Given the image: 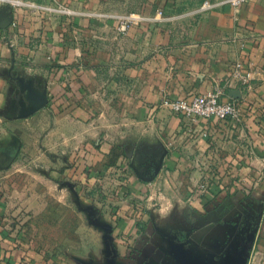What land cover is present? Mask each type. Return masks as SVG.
<instances>
[{
    "label": "crops",
    "instance_id": "1",
    "mask_svg": "<svg viewBox=\"0 0 264 264\" xmlns=\"http://www.w3.org/2000/svg\"><path fill=\"white\" fill-rule=\"evenodd\" d=\"M32 1L40 7L0 4V100L15 89L22 115L53 102L58 116L89 134L76 143L88 150L94 126L106 132L98 149L125 145L127 130L114 141L103 127V119L123 118L135 133L134 195L155 187L147 198L152 205L142 201L138 217L110 218L98 263L264 264V0L246 2L239 19L231 4L201 10L204 0ZM129 1L130 11L155 20L118 35L117 16ZM80 42L82 53L101 61H67L66 54L81 53ZM240 59L255 72L251 86L232 78ZM20 77L49 104L33 101ZM215 88L222 100L238 102V120L189 125L162 105L166 96ZM1 238L0 264L47 263Z\"/></svg>",
    "mask_w": 264,
    "mask_h": 264
},
{
    "label": "rangeland",
    "instance_id": "2",
    "mask_svg": "<svg viewBox=\"0 0 264 264\" xmlns=\"http://www.w3.org/2000/svg\"><path fill=\"white\" fill-rule=\"evenodd\" d=\"M132 4L127 3L124 13L135 7ZM78 47L81 53L77 57L66 54L67 61H101L82 53L84 42ZM112 54L109 60L115 61ZM114 72L99 73V80L115 76ZM105 88L118 90L117 86ZM4 93L0 100L1 239H14L23 249L40 254L45 264H101L97 258H102L107 248L104 231L110 218L115 212L138 217L143 213L141 202L148 204L151 188H155L148 186L143 197L137 198L130 186L135 175L132 159L137 152L133 148L134 127L123 118L103 119L109 139L116 141L117 134L127 130L128 141L98 149L99 137L106 132L94 126L91 138L97 149L88 150L76 143L88 139L89 134L58 116L53 102L47 103L49 108L46 104L45 109L22 115L16 90ZM62 104L68 107V102Z\"/></svg>",
    "mask_w": 264,
    "mask_h": 264
},
{
    "label": "built area",
    "instance_id": "3",
    "mask_svg": "<svg viewBox=\"0 0 264 264\" xmlns=\"http://www.w3.org/2000/svg\"><path fill=\"white\" fill-rule=\"evenodd\" d=\"M248 1L249 0H204L201 10L207 11L224 4H231L235 10V18L239 19L241 7ZM5 3H11L16 7H40L36 1L32 0H0V4ZM162 12L163 11L160 10V14ZM152 20H155L154 16L146 15L141 11H130L120 14L117 16V34L126 35L134 26ZM235 40L234 38V41ZM232 78L251 86L255 79V72L248 66L245 60L240 59L234 63ZM221 95L222 89L215 88L188 97L172 98L166 96L162 101V105L170 108L176 113L183 114L189 125L199 120L207 124L213 117H217L221 121L238 120L240 118L238 102L235 99L222 100Z\"/></svg>",
    "mask_w": 264,
    "mask_h": 264
},
{
    "label": "water",
    "instance_id": "4",
    "mask_svg": "<svg viewBox=\"0 0 264 264\" xmlns=\"http://www.w3.org/2000/svg\"><path fill=\"white\" fill-rule=\"evenodd\" d=\"M20 80L23 83V85H25V87L28 89V96L33 101H35L39 106H45L47 104V99H44L40 95H37L34 88L32 87V85L30 83H26V81L22 77H20ZM15 148L16 147H14V150H15Z\"/></svg>",
    "mask_w": 264,
    "mask_h": 264
}]
</instances>
